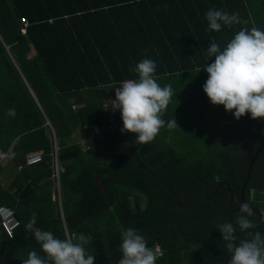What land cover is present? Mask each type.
I'll use <instances>...</instances> for the list:
<instances>
[{
    "label": "trees",
    "instance_id": "16d2710c",
    "mask_svg": "<svg viewBox=\"0 0 264 264\" xmlns=\"http://www.w3.org/2000/svg\"><path fill=\"white\" fill-rule=\"evenodd\" d=\"M210 9L238 13L246 23L211 31ZM252 27L264 31V0H0V149L13 152L0 167V205L20 222L12 238L0 227V264H22L30 251L45 255L26 230L33 213L35 227L57 238L88 237L94 264H118L128 228L145 237L156 264H229L218 226H236L241 213L230 210L226 184L208 194L227 180L237 201L259 144V119L237 120L213 105L203 67L214 61L206 55L213 40L223 49ZM144 58L156 62L157 82L177 92L163 119L179 127L136 144L135 133L121 132L111 100L119 83L138 79L131 69ZM76 131L88 151L73 142ZM260 131L263 146L244 189L256 227L242 233L236 226L238 240L264 235V124ZM55 140L64 166L59 205L52 195ZM39 151L43 159L27 165ZM9 166L14 172L4 184Z\"/></svg>",
    "mask_w": 264,
    "mask_h": 264
},
{
    "label": "clouds",
    "instance_id": "9594fccd",
    "mask_svg": "<svg viewBox=\"0 0 264 264\" xmlns=\"http://www.w3.org/2000/svg\"><path fill=\"white\" fill-rule=\"evenodd\" d=\"M205 19L208 29L217 32L222 30V25L231 27L246 23L238 13L229 14L222 9L208 10ZM206 55L214 57V61L203 67L208 73L203 91L210 102L223 105L237 120L249 114L252 119H264V31L257 27L250 30L242 28L223 49L213 40ZM156 68L154 60L142 59L131 69L138 79H128L119 84L115 89V99L111 100V108L121 113V132L135 133L136 144L151 143L165 126L169 130L179 127L175 118L163 119L172 96L177 92L174 93L170 84L161 86L157 82ZM7 115L14 117L15 109H9ZM239 212L236 226L240 232L256 227L249 219L255 215L249 203H241ZM35 224L36 214L33 213L26 230L33 233L45 255L30 251L22 264H94L95 257L87 254L85 248L90 243L88 237L80 234L75 242L71 236L60 239L50 231L35 227ZM236 226L230 222L218 226L226 249L231 253L229 264H264V235L259 231L248 232L250 239L238 240ZM121 238L122 257L118 264H156L157 253L147 246L145 237L137 230H123Z\"/></svg>",
    "mask_w": 264,
    "mask_h": 264
},
{
    "label": "built area",
    "instance_id": "2783aa9c",
    "mask_svg": "<svg viewBox=\"0 0 264 264\" xmlns=\"http://www.w3.org/2000/svg\"><path fill=\"white\" fill-rule=\"evenodd\" d=\"M24 28L23 31L26 32V27L28 25V20L23 18L22 19ZM94 132L97 134H100V128L99 126H94ZM81 145L82 149L84 151H88L91 146L90 144L80 136V140L77 142ZM58 146L56 145V140L54 143V152H53V174L52 178L55 181V193H53V199L57 200V204H60L59 198H60V174L64 171V166L59 162L58 160ZM7 151L0 149V167L3 165V163L7 160ZM43 159L42 152H32L30 153L26 159L25 163L27 165H32L34 163L39 162ZM20 168V166H18ZM20 222L15 217L14 211L7 207V205H0V227L2 229V232L6 235L8 238H12L14 231L19 227Z\"/></svg>",
    "mask_w": 264,
    "mask_h": 264
},
{
    "label": "water",
    "instance_id": "95a60500",
    "mask_svg": "<svg viewBox=\"0 0 264 264\" xmlns=\"http://www.w3.org/2000/svg\"><path fill=\"white\" fill-rule=\"evenodd\" d=\"M263 124H264V119H259L256 122V124H255V130H256V133H257V136H258L259 144H258V147L255 150L252 158L250 159V162H249L248 166H247L245 177H244V180H243V182L241 184L240 191H239V193H240V203L237 205V207H235V208L232 207V203H233V198L234 197H233V193H232V191L230 189L229 182L227 180L218 181V183L215 186V188L212 191V193L208 194V197H211L217 191V189L219 188V186L221 184H223V183L226 184L228 189H229V192H230L228 205H229L230 210H232V211H236L239 208L240 204L244 201V189H245V187H246V185H247V183L249 181L251 170H252V168L254 166V163H255L256 159L258 158V156H259V154L261 152L262 146H263V135H262V133L260 131V126L263 125ZM123 166H124V164H123ZM182 204L184 205L185 203H182Z\"/></svg>",
    "mask_w": 264,
    "mask_h": 264
},
{
    "label": "rangeland",
    "instance_id": "374dc122",
    "mask_svg": "<svg viewBox=\"0 0 264 264\" xmlns=\"http://www.w3.org/2000/svg\"><path fill=\"white\" fill-rule=\"evenodd\" d=\"M24 32V31H23ZM119 84H121V83H119ZM119 84L117 85V87H119ZM111 90H114V88L113 89H111ZM114 111L115 110H113L112 109V112L114 113ZM47 124H49V122L47 121ZM73 142H78L79 140H80V135H79V133L76 131L75 132V134L73 135ZM127 144L126 143H123V144H121L120 146H119V150L120 151H122V152H126L127 151ZM9 156H10V150L8 151V153H7V158H9ZM10 160V158L7 160V162ZM15 168V167H14ZM13 172H14V170L12 169V167L10 168V166H9V168H7V171L4 173L5 175H3L2 176V182L5 184V183H7L8 181H9V178L11 177V175L13 174ZM261 217H262V219H264V211H262L261 212ZM155 250H157V248L155 249Z\"/></svg>",
    "mask_w": 264,
    "mask_h": 264
},
{
    "label": "flooded vegetation",
    "instance_id": "af4514ba",
    "mask_svg": "<svg viewBox=\"0 0 264 264\" xmlns=\"http://www.w3.org/2000/svg\"><path fill=\"white\" fill-rule=\"evenodd\" d=\"M233 199H235V201L233 200V203L236 202L235 204V207H237V205L240 203V193L238 194V197H237V201H236V198L234 197ZM244 202V201H243ZM242 202V203H243ZM239 209V208H238Z\"/></svg>",
    "mask_w": 264,
    "mask_h": 264
},
{
    "label": "crops",
    "instance_id": "0c3cea01",
    "mask_svg": "<svg viewBox=\"0 0 264 264\" xmlns=\"http://www.w3.org/2000/svg\"><path fill=\"white\" fill-rule=\"evenodd\" d=\"M8 152V151H7ZM12 155H13V152H12V150H10V156H9V158H12ZM9 158H7V160L9 159ZM7 160L5 161V162H7ZM59 160V159H58ZM4 162V163H5ZM52 165H53V159H52Z\"/></svg>",
    "mask_w": 264,
    "mask_h": 264
}]
</instances>
